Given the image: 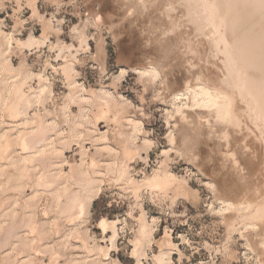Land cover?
<instances>
[{"label": "rangeland", "instance_id": "374dc122", "mask_svg": "<svg viewBox=\"0 0 264 264\" xmlns=\"http://www.w3.org/2000/svg\"><path fill=\"white\" fill-rule=\"evenodd\" d=\"M194 1L0 0V264H264V9Z\"/></svg>", "mask_w": 264, "mask_h": 264}, {"label": "bare ground", "instance_id": "6f19581e", "mask_svg": "<svg viewBox=\"0 0 264 264\" xmlns=\"http://www.w3.org/2000/svg\"><path fill=\"white\" fill-rule=\"evenodd\" d=\"M193 1H194V0H193ZM210 1H211V0H210ZM228 1H230V0H228ZM228 1H227V2H228ZM236 1H238V0H236ZM240 1L243 2V3H246V2L249 3V1H251V3H252L255 7L257 6V7H256V13H257V11L260 10L259 7H261V8L264 9V0H239L238 2H240ZM194 2H195V1H194ZM202 2L204 3V1H202ZM211 3H212V2H211ZM225 3H226V2H225ZM248 3H246V4H248ZM251 3H249V6H250V5L252 6ZM206 4H208V2H207ZM206 4H204V5H206ZM232 4H233V3H232ZM232 4H231V5L229 4V8L232 7ZM212 5H213V4H212ZM212 5H209V7H210L209 10L211 9V10H210V11H211L210 15H214V16H215V14L213 13V10H212V9H214V7H213ZM202 6H203V5H202ZM211 6H212L213 8H211ZM220 6H222V5H220ZM223 6H224V4H223ZM254 6H253V7H254ZM204 7H205L206 10H207L208 5H207V6H204ZM224 7H226V6H224ZM255 7H254V8H255ZM222 8H223V7H222ZM222 8H221V9H222ZM242 8H243V7H242ZM257 8H258L259 10H257ZM240 9H241V8H240ZM240 9H239V12L236 13V14L241 13L240 16H239V19H240V17H241L242 15H244L243 12H240ZM209 10H208V11H209ZM224 10H226V9L224 8ZM241 10H242V9H241ZM245 10H246V9H245ZM196 11H197V9H196ZM200 11H201V10H200ZM235 11H237V9H235ZM242 11H244V9H243ZM260 11H262V9H261ZM222 12H223V11H222ZM252 12H253V11H252ZM252 12H251V13H252ZM254 12H255V10H254ZM254 12H253V14H254ZM262 12H264V10H263ZM262 12H260V14H262ZM196 13H197V12H196ZM202 13H203V12H202ZM207 13H208V12H207ZM207 13H206V14H207ZM212 13H213V14H212ZM233 13H234V12H233ZM251 13H250V14H251ZM230 14H232V13H230ZM233 15H235V14H233ZM248 15H249V14H248ZM255 15H257V14H255ZM262 15L264 16V14H262ZM229 16H230V15H229ZM258 16H259V12H258ZM203 17H204V16H203ZM207 17H208V16H207ZM212 17H213V16H211L210 19H212ZM234 17H235V16H234ZM237 17H238V16H237ZM237 17H236V18H237ZM244 17H245V16H244ZM247 17H248V16L246 15V18H247ZM260 17H261V16H260ZM198 18H199V17H198ZM215 18H216V17H215ZM215 18H213V19H215ZM226 18H227V17H226ZM242 18H243V17H242ZM242 18H241V19H242ZM262 18H263V17H262ZM262 18H261V19H262ZM200 19H201V18H200ZM213 19H212V21H213ZM239 19H238V20H239ZM220 20H221V19H220ZM220 20H218L217 22H219ZM226 20L228 21V19H226ZM257 20H258V19H257ZM206 21H207V20H206ZM214 21H215V20H214ZM222 21H223V20H222ZM236 21H237V20H236ZM240 21H241V20H240ZM242 21H243V20H242ZM244 21H245V20H244ZM244 21H243V24H245V26L250 25V24H247V25H246V22H247V21H246L245 23H244ZM217 22H215V23H217ZM220 22H221V21H220ZM220 22H219V25H220ZM233 22H234V21H233ZM251 22H252V21H251ZM255 22H257V21H255ZM213 24H214V23H213ZM235 24H236V23H235ZM238 24H239V23H238ZM231 25H232V24H231ZM231 25H230V26H231ZM233 25H234V24H233ZM241 25H242V23H241ZM241 25H240V26H241ZM220 26H221V25H220ZM220 26H219V27H220ZM235 26H237V25H235ZM240 26H238V27H240ZM245 26H243V27H245ZM205 27H206V26H205ZM210 27H211V26H210ZM221 27H222V26H221ZM225 27H226V26H225ZM231 27H232V26H231ZM206 28H207V27H206ZM240 28H241V27H240ZM240 28H238V29H240ZM213 29H214V28H213ZM218 29H219V28H218ZM221 29H222V28H221ZM232 29H233V28H232ZM242 29H243V28H242ZM244 29H245V28H244ZM244 29H243V30H244ZM256 29H257V28H256ZM240 30H241V29H240ZM263 30H264V29H263ZM206 31H207V30H206ZM223 31H224V29H223ZM247 31H249V30H247ZM227 32H228V30H227ZM238 32H239V31H238ZM241 32H242V31H241ZM243 32H244V31H243ZM212 33H213V32H212ZM218 33H219V32H217L216 34H218ZM236 33H237V29H236ZM241 34H242V33H241ZM218 35H219V34H218ZM223 35H225V32H224ZM239 35H240V34H239ZM243 35H244V34H243ZM246 35H247V34H246ZM221 36H222V35H221ZM228 36H229V35H228ZM228 36H227V37H228ZM227 37H226V38H227ZM235 37H236V35H235ZM249 37H250V36H249ZM221 38H222V37H221ZM221 38H220V39H221ZM224 38H225V37H223L222 39H224ZM228 38H229V37H228ZM242 38H243V37H242ZM220 39H219V40H220ZM217 40H218V39H217ZM225 40H226V39H225ZM225 40H224V41H225ZM227 40H228V39H227ZM244 40H246V39H244ZM248 40H249V38H248ZM248 40H247V41H248ZM261 40H262V39H261ZM236 41H237V40H236ZM250 41H251V40H250ZM252 41H253V40H252ZM222 42H223V41H222ZM229 42H230V41H229ZM226 43H227V41H226ZM230 43H231V42H230ZM233 43H234V42H233ZM245 43H246V42H245ZM247 43H249V41H248ZM257 43H258V45H259V42H256V45H257ZM218 44H220V41H219ZM218 44H216V47H217ZM221 44H222V43H221ZM250 44H251V43H250ZM241 45L244 46V45H245L244 42H243V44H241ZM258 45H257V46H258ZM218 46H219V45H218ZM235 46H236V45H235ZM257 46H256V48H257ZM247 47H249V46H247ZM247 47H246V49H247ZM254 47H255V46H254ZM254 47H253V48H254ZM226 48H227V47H226ZM251 48H252V47H251ZM224 49H225V48H224ZM248 49H250V48H248ZM233 50H234V49H233ZM244 50H245V47H244ZM222 51H223V50H222ZM227 51H228V50H227ZM257 51H258V50H257ZM228 52H229V51H228ZM246 52H247V51H246ZM229 53H231V52H229ZM249 53H250V52H249ZM218 54H219V53H218ZM226 54H227V53H226ZM260 54H261V53H260ZM227 55H229V54H227ZM251 55H252V54H251ZM262 55H263V54H262ZM246 56L248 57V55H246ZM253 56H254V55H253ZM229 57H230V56H229ZM248 58H249V57H248ZM255 58H256V57H255ZM228 59H229V58H228ZM263 60H264V59H263ZM236 62H237V61H236ZM231 63H232V61H231ZM242 63H243V62H242ZM227 64H228V63H227ZM243 64L245 65V63H243ZM253 64H254V63H253ZM260 64H261V63H260ZM230 66H232V65H230ZM235 66H236V65H235ZM238 66H239V65H238ZM232 67H233V66H232ZM230 69H231V68H230ZM235 70H236V69H235ZM240 70H241V68H240ZM240 70H239V73H240V75H241ZM242 70H243V69H242ZM248 70H249V69H248ZM245 71H246V70H245ZM236 72H237V71H236ZM242 72H243V71H242ZM249 72H250V71H249ZM253 72H255V71H253ZM148 73H149V72H148ZM237 73H238V72H237ZM239 73L237 74V76L239 75ZM258 74H260V73H258ZM240 75H239V77H240ZM249 75H251V74H249ZM241 76H242V75H241ZM243 76H244V75H243ZM243 76H242V77H243ZM257 76H258V75H257ZM239 77H238V78H239ZM242 77H241V78H242ZM252 77H253V76H252ZM259 77H260V76H259ZM253 78H254V77H253ZM255 78H256V77H255ZM260 78H261V77H260ZM228 79H229V78H228ZM249 79H250V78H249ZM262 80H263V79H262ZM236 81H237V80H236ZM241 81H242V80H241ZM244 81H245V80H244ZM263 81H264V80H263ZM252 82H253V81H252ZM260 82H261V80H260ZM240 83H241V82H240ZM242 83H243V82H242ZM252 84H253V83H252ZM259 84H260V83H259ZM19 85H20V83H19ZM238 85H239V84H238ZM240 85H241V84H240ZM260 85H262V82H261ZM187 86H188V85H187ZM241 86H242V85H241ZM244 86H245V85H244ZM19 87H20V86H19ZM237 87H238V86H237ZM247 87H248V86H247ZM262 87L264 88V86H262ZM240 89H241V88H239V90H240ZM243 89H244V87H243ZM186 90H187V89H186ZM209 90H211V89H209ZM245 90H247V89H245ZM245 90H244V91H245ZM256 90H257V89H256ZM240 91H241V90H240ZM247 91H248V90H247ZM186 92H187V91H186ZM201 92H202V90H201ZM203 92H204V89H203ZM216 92H217V91H216ZM263 92H264V90H263ZM205 93H207V92L205 91ZM240 93H241V92H240ZM181 94H182V93H181ZM181 94H180V95H181ZM207 94H208V93H207ZM214 94H215V93H214ZM214 94H213V95H214ZM244 94H245V93H244ZM251 94H252V93H251ZM254 94H255V93H254ZM204 95H206V94H204ZM204 95H203V96H204ZM207 96H209V95H207ZM210 96H212V94H210ZM216 96H217V94H216ZM248 96H249V95H248ZM250 96H251V95H250ZM255 96H256V95H255ZM263 96H264V95H263ZM18 97H19V96H18ZM24 97H25V95L23 96L22 100H24L23 103H24L25 106L27 107V105L29 106V104H30V103H29L30 100H29V99H25ZM212 97H213V96H212ZM217 97H218V96H217ZM238 97H239V96H238ZM15 98H16V97H15ZM196 98H197V97H196ZM213 98H214V97H213ZM213 98H211V99H212V100H211L212 103L220 105V103H217V102H218V99L215 97V98L217 99V101H215V99H213ZM206 99H207V98H206ZM206 99H204V100L206 101ZM262 99H263V98H262ZM25 100H27V101H25ZM28 100H29V101H28ZM209 100H210V99H209ZM260 100H261V99H260ZM263 100H264V99H263ZM263 102H264V101H263ZM105 103H106V102H105ZM209 103H210V102H209ZM221 103H222V101H221ZM229 103H230V102H229ZM24 104H23V105H24ZM207 104H208V99H207ZM212 105H213V104H212ZM218 105H217V106H218ZM215 106H216V105H215ZM215 106H214V107H215ZM221 106H222V105H221ZM228 106H229V105H228ZM247 106H248V105H247ZM23 107H24V106H23ZM225 107H226V106H225ZM229 107H230V106H229ZM251 107H252V106H251ZM24 108H25V107H24ZM24 108H23V109H24ZM227 108H228V107H227ZM256 108H257V107H256ZM25 109H26V108H25ZM228 110H231V109L229 108ZM257 110H258V109H257ZM227 112H228V111H227ZM217 113H218V112H217ZM230 114H231V113H230ZM223 115H224V114H223ZM223 117H224V116H223ZM263 118H264V117H263ZM230 119H231V118H230ZM237 121H238V120H237ZM231 122H232V121H231ZM238 124H239V123H238ZM42 130H43V129H42ZM34 131H35V130H34ZM40 132H42V131H40ZM38 134H39V132H38ZM33 135H34V134H33ZM39 136H40V135H39ZM29 137H31V136H28L27 138H29ZM24 138H25V137H24ZM27 138L24 139V142H23L24 145H25V143L27 144V142L30 141V140H31V142H33L32 139H34V136H32V138H30V139H27ZM35 139H36V138H35ZM45 140H46V139H45ZM10 141H11V140H10ZM31 142H29V143L31 144ZM23 143H22V144H23ZM29 143H28V144H29ZM30 144H29V145H30ZM26 146H27V145H26ZM37 146H38V145H37ZM34 150H35V149H34ZM34 150H33V151H34ZM41 153H42V152H41ZM72 167H73V166H72ZM112 167H113V166H112ZM73 169H75V168H73ZM73 169H72V170H73ZM93 171H94V170H93ZM56 172H57V171H56ZM85 173H86V172H85ZM85 173H84V174H85ZM157 173H158V172H157ZM95 174H96V173H95ZM43 177L46 178L47 181L49 180L47 177H45V176H43ZM44 178H43V179H44ZM124 178H125V177H124ZM159 179H160V178H159ZM46 180L42 181V183H43L44 185H46L47 183H50V181L47 182ZM78 180H79V179H78ZM93 181H94V180H93ZM93 181H92V182H93ZM160 181H161V180H160ZM89 182H90V184H88ZM92 182H91V181H88V182H85V183H87L88 185H91ZM155 182H156V180H155ZM80 183H81V182H80ZM159 183H160V182H159ZM159 183L156 182V184H154V185L156 186V185L159 184ZM78 184H79V183H78ZM87 184H86V185H87ZM93 184H94V183H93ZM150 185H151V183H150ZM93 186H94V185H93ZM88 187H89V186H88ZM52 188H53V187H52ZM83 188H84V184H83ZM90 188H91V187H90ZM86 189H88V188L86 187ZM93 189H94V188H93ZM89 190H90V189H89ZM91 190H92V189H91ZM91 190H90V191H91ZM86 191H87V190H86ZM90 191H89V193H90ZM82 192H84V191L82 190ZM57 193H58V192H57ZM72 193H73V192H72ZM72 193H71V194H72ZM84 193L87 194V192H84ZM89 193H88V194H89ZM79 194H80V193H79ZM91 194H92V193H91ZM57 197L59 198L60 196H57ZM85 197H86V198H85ZM91 198H92V197H91ZM91 198H89V197L87 198V196H85V194H83V193H82V195L74 194V195H70V196H68L67 202H66V203L64 202V203H65L64 211H65L66 213H68V214H66V215H71V216H73V215L78 214V217H79V215H80L79 213H82V212H83V210L85 209V206H86V205L89 206V205H90V204H89L90 202H91V204L93 203V201H91V200H93V199H91ZM63 205H64V204H63ZM26 206H27V205H26ZM26 208H27V207H26ZM261 208H262V207H261ZM88 209H89V208H88ZM62 211H63V210H62ZM84 211H85V210H84ZM257 211H258V210H257ZM65 212H63V213L65 214ZM82 214H83V213H82ZM82 214H81V215H82ZM255 214H256V213H255ZM31 215H32V214H31ZM83 215H84V214H83ZM257 215H258V214H257ZM76 216H77V215H76ZM258 216H259V215H258ZM252 217H253V216H252ZM59 218H60V217H59ZM70 218H71V217H70ZM74 218H75V216H74ZM105 221H106V220H102V221H101V223H100L101 226L106 225V222H105ZM75 222H76V221H75ZM40 224H41V223H40ZM112 224H113V223H112ZM112 227H113V226H112ZM112 227H111V228H112ZM7 229H8V228H7ZM10 229H11V228H10ZM15 229H16V228H15ZM15 229H14V231H15ZM113 229H114V228H113ZM144 229H145V228H144ZM145 230H146V229H145ZM12 231H13V230H12ZM115 231H116V230H115ZM143 231H144V230H143ZM143 231H142V232H143ZM7 232H8V231H7ZM145 232H146V231H145ZM145 232H144V233H145ZM149 232H150V231H149ZM144 233H142L141 236H143ZM115 234H116V232H115ZM146 234H147V233H146ZM8 235H9V234H8ZM116 235H117V234H116ZM10 236H11V235H10ZM41 236H42V235H41ZM38 237H39V236H38ZM149 238H150V237H149ZM0 239H1V238H0ZM141 239H142V238H141ZM112 240H113V239H112ZM2 241H3V240H2ZM2 241H1V242H2ZM110 241H111V240H110ZM114 242H115V241H114ZM169 242H171V241H169ZM7 243H8V242H7ZM138 246H139V245H138ZM140 249H141V248H140ZM136 250H137V249H136ZM37 252H38V251H37ZM40 253H41V252H40ZM161 255H162V254H161ZM161 255H160L159 259L156 258V257H155L156 259H155V258H154V259L157 261L158 264H165L166 262H164V261H165L164 258H161ZM24 256H25V255H24ZM162 259H163L164 261H163ZM139 263H140V262H139ZM137 264H138V263H137Z\"/></svg>", "mask_w": 264, "mask_h": 264}]
</instances>
